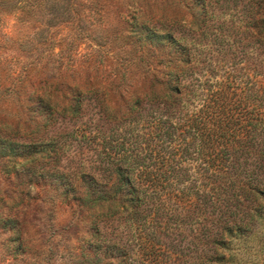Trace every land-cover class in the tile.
Returning a JSON list of instances; mask_svg holds the SVG:
<instances>
[{
    "label": "rangeland",
    "instance_id": "rangeland-1",
    "mask_svg": "<svg viewBox=\"0 0 264 264\" xmlns=\"http://www.w3.org/2000/svg\"><path fill=\"white\" fill-rule=\"evenodd\" d=\"M259 7L264 8V0H0V153L3 143L8 155L0 154V264H202L212 257L209 247L197 245L202 236L198 225L183 221L193 214L199 219L202 193L212 191L216 173L195 151L184 153L189 139L181 116L170 122L175 130L170 137L153 129L166 117L159 111L149 115L157 106L146 99L141 107L147 110L135 122H117L112 113L147 82L145 58L138 67L128 64L142 51L134 28L173 27L183 43L203 45L193 48L198 57L193 65L200 62L201 67L181 75L182 83L194 85L199 95L189 106L193 114L213 94L211 89L235 71V63L264 64L261 51L226 57L202 52L204 45L220 41L221 26L225 31L237 28L231 41L255 42L257 35L244 31ZM77 104L83 110L74 117L66 110ZM152 130L158 136L149 135ZM123 139L127 148L131 141L139 151L147 146L142 151L145 166L155 169L160 160L163 177L171 178L169 168L180 163L187 169L181 181L164 182L165 190L160 183L148 190L160 197L149 209L163 215L154 236L149 229L155 216L134 222L127 214L85 213L74 193L65 196L71 182L81 192L88 181L115 185V176L101 162L111 160ZM49 142L56 144L57 153L46 148L28 160L11 157L10 148L17 144ZM153 147L159 150L152 153ZM240 172L251 192L252 184L264 179V169ZM251 197L259 209L256 225L244 238H227L230 251L214 248L216 256L224 257L221 264H264V195Z\"/></svg>",
    "mask_w": 264,
    "mask_h": 264
},
{
    "label": "trees",
    "instance_id": "trees-1",
    "mask_svg": "<svg viewBox=\"0 0 264 264\" xmlns=\"http://www.w3.org/2000/svg\"><path fill=\"white\" fill-rule=\"evenodd\" d=\"M250 18L251 23L245 27L244 33L252 30L258 37L255 42L243 43L237 39L231 41V34L235 36L237 28L229 27L225 31L221 26L220 41L204 45L205 49L202 48V52L208 50L217 54V57L221 54H225L226 57L227 53L231 52L247 53L248 50L264 52V8L252 10ZM239 28L241 29L242 26ZM134 29L132 32L137 36V43L142 51L140 57L131 59L128 64L138 67L145 58L149 74L144 90L134 91L129 101L122 102L120 107L114 110L115 113H112L113 119L117 122L134 121L138 117H143L144 110L147 109L141 105L142 100L146 99L157 106L149 115L153 116L159 111L162 117H166L164 122L159 125L157 123L158 127L153 129L157 131L160 128L161 133L166 132L172 137L175 130L171 131L170 122L177 116H181L185 140L189 139L184 153L189 150L195 151L200 158L210 164L216 173L214 188L211 191L213 193H202L204 208L199 210L201 213L197 217L199 219L197 220L193 214L184 217L188 221L183 222H190L192 226L198 225L202 236L197 245L209 247L214 253L212 257H206L202 264H221L224 257L216 256V249L217 253L219 249L230 251L231 241L227 238L239 239L249 235L252 226L256 225L255 217L259 216V209L253 205L254 200L250 196L264 195V189L259 187L264 186V179H256L257 186L252 184L251 192L242 184L245 179H242L240 172L250 167L255 170L264 169V64L252 65L251 61H246V65L239 67V64L235 63L233 65L235 71L221 83H217L216 90L211 89L213 94L208 99H204L200 110L190 114L188 112L190 103L199 95L194 85L182 83L181 75L201 67L200 62L193 65V62L198 59L193 55V48L197 49L199 45H203L189 41L183 43L177 29L173 27L142 26ZM161 57L162 60L158 63ZM213 57L211 65L214 63ZM158 64L161 69H156ZM214 71L212 74L215 75ZM252 72L254 76L249 77L248 75ZM124 77L125 75L121 78L122 81ZM184 91H187L186 101L183 96ZM185 109L187 112H184ZM82 110V105L77 104L70 106L66 111L76 117ZM238 110L242 113L236 116ZM243 133H251L254 139L245 140ZM154 134L159 133L153 130L149 133V135ZM139 136H141L140 133ZM130 138H133L132 135ZM131 142L130 147L127 148L123 139L113 149L111 160L101 162L108 166L109 173L115 176V185L110 188L100 187L88 181L84 191L81 192L71 182L66 187L65 196L74 193L78 206L86 210L85 213L106 211L107 215L127 214L134 222L142 218L147 219L150 215L155 216L156 224L149 229L154 236L163 220V215L161 216L159 209H149L150 205H156L160 197H156L154 193L149 194L148 190L156 189L158 183L163 185L161 188L165 190L164 182L173 185L172 183L181 181V178L185 176V174L182 175L183 171L187 169L185 170L183 163H180L178 168H169V173L173 175L171 178L163 177L159 174L164 167V165L161 167L160 160L157 162V168H148L144 164L146 157H142V151L146 150L147 146L139 151L137 142ZM2 144L1 148H4V151L0 154L2 158H6L7 147L5 148ZM17 146L10 148L11 157L25 160L42 153L46 148H51L54 153L58 152L53 142L36 145L17 144ZM152 146L148 144L150 149ZM18 149L22 150L21 154L17 152ZM158 150V147H153L152 153ZM140 178L141 182L138 181ZM144 185L149 188L144 190ZM187 192V197H190V187ZM223 205L226 211L222 209ZM210 207H213L212 210ZM10 225L14 229L17 227L15 222H11ZM180 228L184 230L182 226Z\"/></svg>",
    "mask_w": 264,
    "mask_h": 264
}]
</instances>
